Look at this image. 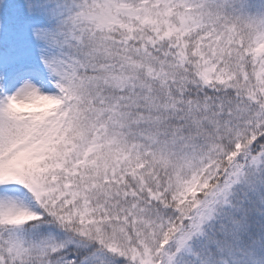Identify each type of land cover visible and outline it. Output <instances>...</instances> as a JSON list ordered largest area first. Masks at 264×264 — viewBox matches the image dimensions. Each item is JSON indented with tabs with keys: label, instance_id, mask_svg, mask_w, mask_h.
<instances>
[{
	"label": "snow or ice",
	"instance_id": "obj_1",
	"mask_svg": "<svg viewBox=\"0 0 264 264\" xmlns=\"http://www.w3.org/2000/svg\"><path fill=\"white\" fill-rule=\"evenodd\" d=\"M260 162L264 0H0V264H171Z\"/></svg>",
	"mask_w": 264,
	"mask_h": 264
},
{
	"label": "trees",
	"instance_id": "obj_2",
	"mask_svg": "<svg viewBox=\"0 0 264 264\" xmlns=\"http://www.w3.org/2000/svg\"><path fill=\"white\" fill-rule=\"evenodd\" d=\"M257 175L264 183V162L246 164L236 182L223 195L227 197V216L234 215L241 229L233 228L234 232H231L223 225L224 218L220 214L209 221L205 217L199 230L187 239L184 248L187 256L181 264H261L257 259L264 258V201L260 206L259 201L250 199L244 186L242 188L246 178Z\"/></svg>",
	"mask_w": 264,
	"mask_h": 264
},
{
	"label": "rangeland",
	"instance_id": "obj_3",
	"mask_svg": "<svg viewBox=\"0 0 264 264\" xmlns=\"http://www.w3.org/2000/svg\"><path fill=\"white\" fill-rule=\"evenodd\" d=\"M258 175L257 177L255 176V180L256 182L258 181ZM253 182V179L250 181V183ZM225 196H221L218 197L214 203L213 209H211L207 214H206V218H208L209 220H212V218L220 213V215H222V210H221V205L222 202L224 200ZM223 225L225 227H227L231 232L233 231V228H237L238 230H240L241 228L239 227V223L237 222V218L234 215H228L227 218H224V222ZM179 246L176 245L174 242L172 244L169 245V251L172 255H180V251L185 248V245L183 244L182 247H179V250H177ZM259 260L262 262V264H264V258L263 257H259Z\"/></svg>",
	"mask_w": 264,
	"mask_h": 264
}]
</instances>
